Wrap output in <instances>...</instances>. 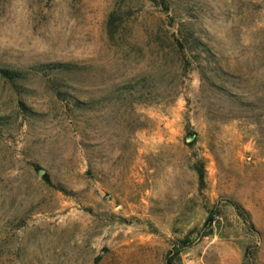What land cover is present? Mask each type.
I'll list each match as a JSON object with an SVG mask.
<instances>
[{
    "label": "rangeland",
    "instance_id": "374dc122",
    "mask_svg": "<svg viewBox=\"0 0 264 264\" xmlns=\"http://www.w3.org/2000/svg\"><path fill=\"white\" fill-rule=\"evenodd\" d=\"M0 264H264V0H0Z\"/></svg>",
    "mask_w": 264,
    "mask_h": 264
},
{
    "label": "trees",
    "instance_id": "16d2710c",
    "mask_svg": "<svg viewBox=\"0 0 264 264\" xmlns=\"http://www.w3.org/2000/svg\"><path fill=\"white\" fill-rule=\"evenodd\" d=\"M171 44L173 49H175V51L178 53H191L192 52V44H194L193 40H190L187 36L185 32H182L180 29H177L176 32H171ZM194 54V53H193ZM205 55H209V53L207 51H204ZM206 60H208V58H206ZM184 62H188L184 61ZM196 65L195 67L197 68L199 77L201 80L207 82V84L215 86V82H214V78L216 77L217 74V70L227 74L226 71H222L219 67H210L209 69H206V66L202 65L200 63V60L197 58L195 59ZM50 66L54 67V68H64L67 64L66 63H62V62H55V63H49ZM209 64V63H207ZM184 66V63H183ZM4 74H9L8 71L3 70L2 71ZM15 76V75H14ZM154 79V78H153ZM142 81V80H140ZM138 84V82H137ZM142 87V84L140 85ZM217 86V85H216ZM222 90H225V92L227 93V99L228 102H233V99L228 98L230 96V93L227 89L221 87ZM243 102V101H241ZM193 170L196 173V177H197V182L200 184L203 183V176H204V168H203V163L201 161H195L194 164L192 165ZM42 179L44 180L45 183L47 184H51L50 183V179L48 177V175L46 173H42L41 174ZM237 213L244 218V214L245 211L243 209H241L239 206H235Z\"/></svg>",
    "mask_w": 264,
    "mask_h": 264
}]
</instances>
